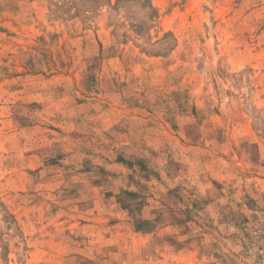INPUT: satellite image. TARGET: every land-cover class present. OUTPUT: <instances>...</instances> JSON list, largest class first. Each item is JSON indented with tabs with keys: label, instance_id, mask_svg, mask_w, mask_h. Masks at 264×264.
Here are the masks:
<instances>
[{
	"label": "rangeland",
	"instance_id": "rangeland-1",
	"mask_svg": "<svg viewBox=\"0 0 264 264\" xmlns=\"http://www.w3.org/2000/svg\"><path fill=\"white\" fill-rule=\"evenodd\" d=\"M0 264H264V0H0Z\"/></svg>",
	"mask_w": 264,
	"mask_h": 264
}]
</instances>
